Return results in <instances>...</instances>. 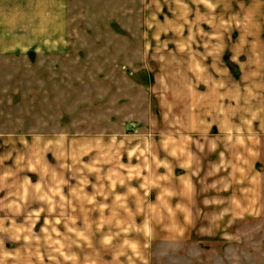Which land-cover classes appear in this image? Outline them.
Wrapping results in <instances>:
<instances>
[{"label":"rangeland","instance_id":"1","mask_svg":"<svg viewBox=\"0 0 264 264\" xmlns=\"http://www.w3.org/2000/svg\"><path fill=\"white\" fill-rule=\"evenodd\" d=\"M39 1L0 0V40L30 32ZM72 1L69 75L0 56V264H264V199L223 231L175 200L184 171L167 158L184 146L189 41L264 54V0Z\"/></svg>","mask_w":264,"mask_h":264},{"label":"crops","instance_id":"2","mask_svg":"<svg viewBox=\"0 0 264 264\" xmlns=\"http://www.w3.org/2000/svg\"><path fill=\"white\" fill-rule=\"evenodd\" d=\"M59 3L50 7L52 3L39 1L36 8L31 3L32 11L42 10L39 17L29 19L30 32L20 31L15 42L1 37L0 56L18 52L27 57L33 52L45 77L69 75L68 63L72 67L78 63L84 44L79 41L73 1ZM189 43L184 67V146L176 148L169 140L167 148L171 164L183 167L184 180L171 178L169 187L179 191L176 195L173 190L179 202L184 191L185 207L214 210L221 225L253 220L261 215L264 199V54L252 52L248 44L247 49L232 50L227 56L218 48L222 47L218 39ZM26 63H31L28 58Z\"/></svg>","mask_w":264,"mask_h":264}]
</instances>
